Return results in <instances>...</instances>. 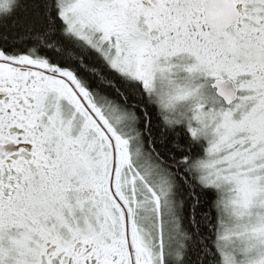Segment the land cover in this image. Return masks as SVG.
Listing matches in <instances>:
<instances>
[{
	"label": "snow or ice",
	"instance_id": "obj_1",
	"mask_svg": "<svg viewBox=\"0 0 264 264\" xmlns=\"http://www.w3.org/2000/svg\"><path fill=\"white\" fill-rule=\"evenodd\" d=\"M0 264H264V0H0Z\"/></svg>",
	"mask_w": 264,
	"mask_h": 264
}]
</instances>
